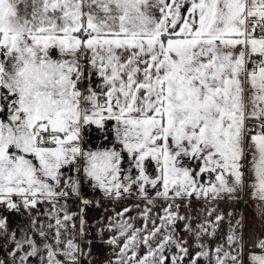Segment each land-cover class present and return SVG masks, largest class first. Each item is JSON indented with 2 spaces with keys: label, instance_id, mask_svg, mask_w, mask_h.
Here are the masks:
<instances>
[{
  "label": "snow or ice",
  "instance_id": "snow-or-ice-1",
  "mask_svg": "<svg viewBox=\"0 0 264 264\" xmlns=\"http://www.w3.org/2000/svg\"><path fill=\"white\" fill-rule=\"evenodd\" d=\"M0 264H264V0H0Z\"/></svg>",
  "mask_w": 264,
  "mask_h": 264
},
{
  "label": "crops",
  "instance_id": "crops-1",
  "mask_svg": "<svg viewBox=\"0 0 264 264\" xmlns=\"http://www.w3.org/2000/svg\"><path fill=\"white\" fill-rule=\"evenodd\" d=\"M242 211H243V209H242ZM252 228H253V229L255 228V225H254V224L252 225Z\"/></svg>",
  "mask_w": 264,
  "mask_h": 264
}]
</instances>
